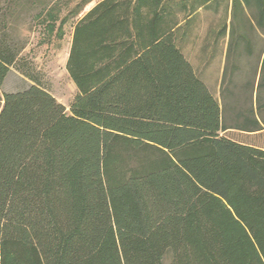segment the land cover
I'll return each instance as SVG.
<instances>
[{
  "label": "trees",
  "instance_id": "1",
  "mask_svg": "<svg viewBox=\"0 0 264 264\" xmlns=\"http://www.w3.org/2000/svg\"><path fill=\"white\" fill-rule=\"evenodd\" d=\"M219 1L100 0L72 29L68 110L0 90V264H264V49L257 84L234 81L264 0H231L218 28L220 100L179 46ZM53 2L0 5V86L19 9Z\"/></svg>",
  "mask_w": 264,
  "mask_h": 264
},
{
  "label": "rangeland",
  "instance_id": "2",
  "mask_svg": "<svg viewBox=\"0 0 264 264\" xmlns=\"http://www.w3.org/2000/svg\"><path fill=\"white\" fill-rule=\"evenodd\" d=\"M4 1L0 0V5ZM98 1L100 0H54L48 12L42 16L36 15L40 10L38 3L20 8L18 17L15 18L18 32L13 35L25 42L26 49L20 56L19 67H11L4 79L0 86L1 92L13 93L36 83L49 91L68 110L76 93L66 69L72 29ZM230 1L221 0L201 10L194 21V31L189 39H184L179 45L197 74L219 100L228 35L219 40L216 36L223 20H226L227 25L230 23ZM252 37L253 55H241L239 70L234 77L240 90L247 82L255 86L258 81V57L264 49V35L255 31ZM243 97L240 94L239 99L242 100ZM252 97H255V93ZM229 135L238 139H250L235 132H229Z\"/></svg>",
  "mask_w": 264,
  "mask_h": 264
},
{
  "label": "crops",
  "instance_id": "3",
  "mask_svg": "<svg viewBox=\"0 0 264 264\" xmlns=\"http://www.w3.org/2000/svg\"><path fill=\"white\" fill-rule=\"evenodd\" d=\"M26 47H24V49L22 50L21 54L25 51Z\"/></svg>",
  "mask_w": 264,
  "mask_h": 264
}]
</instances>
